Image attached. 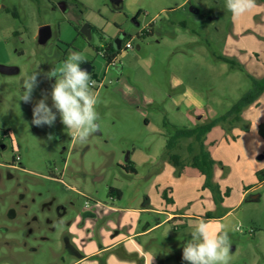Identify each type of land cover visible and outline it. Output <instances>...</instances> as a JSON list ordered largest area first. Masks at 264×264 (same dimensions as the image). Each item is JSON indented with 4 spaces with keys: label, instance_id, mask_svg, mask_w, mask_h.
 <instances>
[{
    "label": "rangeland",
    "instance_id": "obj_1",
    "mask_svg": "<svg viewBox=\"0 0 264 264\" xmlns=\"http://www.w3.org/2000/svg\"><path fill=\"white\" fill-rule=\"evenodd\" d=\"M124 1L114 9L111 0H0V63L19 68L0 72V139L6 145H0V264H70L79 252L95 253L82 264H141L142 259V264H187L183 247L200 220L213 232L228 231L229 264H264V181L240 162L239 146L227 161L214 155L218 144L210 147L221 198L201 184L204 174L189 163L193 138L182 139L175 150L183 167L166 151L176 125L209 121L251 85L245 71L215 56L231 50L230 35L241 37L234 35L238 18L226 0ZM86 22L95 27L90 39L77 30ZM43 24H51L53 36L40 44ZM119 36L124 44L131 39L133 48H121L117 63L107 65L103 52ZM73 52L92 62V80H103L93 89L100 127L83 143L72 138L58 112L51 127L32 124L33 107L45 94L52 106L55 76ZM34 71L39 84L32 101L24 103L23 79ZM187 89L201 97L202 108L184 110L177 103ZM225 130L216 127L207 145L228 134ZM135 152L142 158L138 172H131L124 166ZM174 185L191 190L188 209L195 217L179 229L164 223L129 236L148 222L157 224L153 213L129 207L164 201ZM245 187L252 190L241 199ZM208 212L212 218H205ZM129 244L138 251L128 250Z\"/></svg>",
    "mask_w": 264,
    "mask_h": 264
},
{
    "label": "crops",
    "instance_id": "obj_2",
    "mask_svg": "<svg viewBox=\"0 0 264 264\" xmlns=\"http://www.w3.org/2000/svg\"><path fill=\"white\" fill-rule=\"evenodd\" d=\"M124 3L125 1L122 0L120 5L123 7ZM116 6L117 5H114V9L122 8H116ZM193 9V11L195 12H199L200 10L196 7H194ZM114 17V19H117L118 13ZM236 18H241V20H236V30H234L236 34L234 33V35H240V38L242 39V37H244V40L241 41L240 38L239 40H235L230 35L229 45H232V48L231 50H229V52H226V54L221 55L234 58V60L243 64L244 71L252 74V76L256 78L264 77V0H256V6L253 9ZM242 18H249V20L244 21L242 20ZM179 24L183 25V22L179 21ZM129 40L132 41L131 39H128L127 41ZM125 44L123 43V45ZM123 45H121V48H124ZM133 45L131 48H133ZM241 55L245 56L244 59L240 57ZM177 103H181L182 108L184 110H189L192 108H202L204 101L201 99L200 96H198L195 91H193L192 89H187L186 92L181 93L179 97H177ZM219 114H217L215 117H217ZM201 116L202 115L199 116V119L201 118ZM243 116L245 119V122L243 124L246 125L247 128H243L242 124H239L234 127L231 131H228V134L226 133L220 140L218 138H215L214 140H216L217 143L214 146H216L217 144L218 145L214 151V155L218 154L221 160L227 161V156H231V158L233 159V155H231L230 152L235 146H239V148L237 149L240 152V162H244L249 167L251 173L254 174L257 173L259 169L264 167L263 162L257 161L258 155L264 151V136L259 131L260 125L264 123V93L261 95V97L255 104L249 105L243 111ZM212 131L210 133H212ZM212 146L213 145H211L210 147ZM221 149L224 152L223 154L219 153ZM137 154L138 153L135 152L132 157L127 158V160L131 159L134 161V165L136 166V168L139 162L141 161L140 159L142 158ZM263 157H261L260 155L258 157V160L262 159ZM201 179V184H203L205 181V175L201 176ZM183 184H185V182H183ZM251 190V187H245V190L243 191L242 196H240V198L242 199ZM191 193V190L187 189L186 187H180L178 189L174 185L171 196H168L166 194L165 197L163 195L164 201L158 200L155 203H150L146 201L143 207L140 209H138V207H129L130 210H134L137 208V210H140V212L153 213L157 221L156 225L148 222V226H146L144 230L138 231L137 229H134L133 232L129 234V236L133 237L136 234L142 236L154 230L156 227L158 228L159 226L164 225V223H174L177 229H179L181 226H187L188 218L195 217L193 215V212H190L191 210L188 209V205L192 200ZM167 201L172 203H167ZM178 206L181 208H185L186 210H180ZM111 207L115 209L119 208V206L117 205H112ZM162 214L164 215V218L161 219L160 215ZM206 214L205 218H210L206 217ZM119 241L117 240L116 242L110 244L107 247L114 246L117 242L119 243ZM133 245L129 244L127 249L134 251L136 247H133ZM75 250L76 252H79L77 249ZM79 254L80 258L74 260L70 264H82L83 261H88L89 259H91V256L95 253L79 252ZM92 264H99V262L95 261Z\"/></svg>",
    "mask_w": 264,
    "mask_h": 264
},
{
    "label": "clouds",
    "instance_id": "obj_3",
    "mask_svg": "<svg viewBox=\"0 0 264 264\" xmlns=\"http://www.w3.org/2000/svg\"><path fill=\"white\" fill-rule=\"evenodd\" d=\"M255 6L256 0H226V8L233 18L245 14ZM84 63L85 58L81 52L69 55L60 67L59 75L55 76L51 92L52 106L49 107L46 103L48 97L45 94L33 107L32 124L51 127L58 112L62 123L76 141L83 143L97 131L100 127L97 123L100 117L96 110L98 93L93 90L95 81L91 79L89 71L81 67ZM39 75L34 71L24 77V91L19 98L24 103L32 101L34 89L39 84ZM53 108L56 111H53ZM232 230L236 231L238 228ZM190 236L182 251V259L187 264H229L231 244L227 230L213 232L207 221L200 220L193 227Z\"/></svg>",
    "mask_w": 264,
    "mask_h": 264
},
{
    "label": "trees",
    "instance_id": "obj_4",
    "mask_svg": "<svg viewBox=\"0 0 264 264\" xmlns=\"http://www.w3.org/2000/svg\"><path fill=\"white\" fill-rule=\"evenodd\" d=\"M121 5H117L116 8H121ZM95 29L92 26V30ZM78 33L84 35L79 28H77ZM121 52V47H115V42L109 43L106 49L103 52V56L107 61V65H114L118 54ZM218 59L229 62L233 68H238L244 71V66L240 62L234 60V58L225 56V55H215ZM247 73V72H246ZM248 77L251 80V85L243 93V95L224 112L219 114L217 117H213L209 121L198 123L197 125L191 127H177L175 126L174 132L167 138L166 142V151L170 155V159L177 167H183L184 161L182 155L175 150L182 147V139L193 138L187 145L189 151V163H191L194 168L200 170L205 175V186H208L212 191L221 198L220 187L214 181L215 177V160L213 159V154L210 146L217 143L216 140L210 141V146L207 145L206 139L208 138L209 133L220 126L225 128V131H231L234 127L239 124H242L243 128H247L243 123L245 122L243 111L252 104H255L261 95L264 93V77L256 78L252 74L247 73ZM95 76H97L95 74ZM260 133L264 136V123L260 125ZM125 169L131 172H137V168L134 165V161L129 159L127 164L124 166ZM258 177L260 181L264 180V167L259 169ZM112 192L120 196L121 190L118 188H112ZM230 191V187L227 188L226 194ZM166 197V195L164 194ZM206 217H212L211 213H207Z\"/></svg>",
    "mask_w": 264,
    "mask_h": 264
},
{
    "label": "water",
    "instance_id": "obj_5",
    "mask_svg": "<svg viewBox=\"0 0 264 264\" xmlns=\"http://www.w3.org/2000/svg\"><path fill=\"white\" fill-rule=\"evenodd\" d=\"M122 0H111V2L114 5H120ZM61 9L62 10H66L68 7V3L63 1L60 3ZM134 20H136L134 18ZM137 24H140L139 21H136ZM80 31L88 38H92V25L90 23H85L81 28ZM53 36V30L51 27V24H43L40 26L39 28V34H38V39L40 44H45L48 42L49 39H51ZM115 42V47L119 48L121 47V45H123V39L121 36H119L118 38H116ZM140 46V45H139ZM138 46V47H139ZM81 67L86 68L89 73H92L94 66L92 64V62H85L84 64L81 65ZM19 71L18 67H15L13 65H7V64H3L0 63V72L2 73H17ZM264 155H261V157H263ZM256 196H253V198H255Z\"/></svg>",
    "mask_w": 264,
    "mask_h": 264
},
{
    "label": "built area",
    "instance_id": "obj_6",
    "mask_svg": "<svg viewBox=\"0 0 264 264\" xmlns=\"http://www.w3.org/2000/svg\"><path fill=\"white\" fill-rule=\"evenodd\" d=\"M133 45L132 41H127L125 45H123L124 49H129L131 48ZM115 63H117V61H115L113 64L115 65ZM93 81H98V80H93ZM103 81V80H102ZM102 81H98L100 84H102Z\"/></svg>",
    "mask_w": 264,
    "mask_h": 264
},
{
    "label": "flooded vegetation",
    "instance_id": "obj_7",
    "mask_svg": "<svg viewBox=\"0 0 264 264\" xmlns=\"http://www.w3.org/2000/svg\"><path fill=\"white\" fill-rule=\"evenodd\" d=\"M0 145H1V146H4V147L6 146V145L4 144V140H3L2 138L0 139Z\"/></svg>",
    "mask_w": 264,
    "mask_h": 264
}]
</instances>
